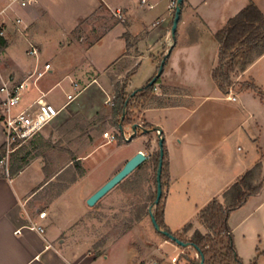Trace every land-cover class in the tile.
<instances>
[{"label":"crops","instance_id":"crops-1","mask_svg":"<svg viewBox=\"0 0 264 264\" xmlns=\"http://www.w3.org/2000/svg\"><path fill=\"white\" fill-rule=\"evenodd\" d=\"M250 2L264 14V0H184L173 39L170 32L176 8L170 6V0H148L153 7L141 0H19L12 5L10 0H0V28L6 29V37L0 39L3 75L14 74L22 80L34 69L51 64V69L24 91L17 110L39 98L60 110L25 143L29 148L23 144L15 151L20 160L14 166H23L19 171H10L7 176L0 168V264H170L158 253L162 247H175L177 242L158 230H154L157 235L152 231L148 235L135 225L95 245L94 237L103 231L98 227L101 219L91 214L96 204L125 181H130L125 195L136 197V180L150 158L94 205L87 203L131 157L138 151L145 152L149 139L150 150L155 151L153 143L159 142V132L169 157L164 222L173 233L188 238L195 230L206 234L208 229L199 219L201 210L214 198L223 201V192L259 160L260 179H264V100L253 90L236 86L254 81L264 90V54L245 71L234 73L236 87L229 93L222 92L213 78L219 58L215 34ZM117 9L124 11V20L117 19L88 45L70 40L91 17ZM8 16L14 20L22 17L28 29L18 30ZM30 42L39 47L37 56L27 55ZM168 52L153 95L133 111L134 124L140 128L143 123L150 131L138 128L134 136V126L126 124L120 130L133 134V140L139 138L136 145L130 146L132 140L109 147L115 143H104L107 138L95 127L103 116L116 125L112 100L117 85L126 83L128 93L144 87L157 74ZM147 59L149 67L138 79ZM74 83L79 84L78 89ZM77 90V97L67 102V95ZM72 120L90 128L82 131L83 127H75L72 136L73 128L68 131L66 127ZM76 139L83 142L72 149L70 145ZM46 140L52 145L61 140L62 145L69 143L66 150L53 147L56 164L46 165L43 156H32ZM4 143L0 122L1 153ZM70 151L77 156L81 175L49 198L56 184L64 183L59 177L69 165L60 164ZM154 191L155 196L157 184ZM152 205L149 214L157 204ZM40 211H46V217L40 218ZM31 219L45 228L44 233L28 227ZM148 219L144 216L140 220ZM188 224L192 227L184 233ZM229 224L243 264H264V187L232 211ZM18 229L20 233H15ZM188 249L193 248L183 246L180 253ZM194 254L198 258L196 250Z\"/></svg>","mask_w":264,"mask_h":264},{"label":"trees","instance_id":"trees-1","mask_svg":"<svg viewBox=\"0 0 264 264\" xmlns=\"http://www.w3.org/2000/svg\"><path fill=\"white\" fill-rule=\"evenodd\" d=\"M215 37L219 42V58L213 70V78L222 92L229 93L235 84L234 73L245 71L250 64L264 54V14L254 2H250L232 17L223 28L218 30ZM159 79L160 77L157 78L156 82ZM156 82L152 85L147 83L144 87L137 89L135 93L126 91V83L117 85L114 109L116 125L119 129H123L126 124L135 125L133 111L144 105L153 95ZM239 85L240 90H253L264 100V90L254 81L242 82ZM123 115L125 116L123 117ZM149 127V129H153V126ZM138 128L139 126H137ZM139 130L144 132L147 127L139 128ZM15 153L11 155L10 161L12 173L23 167L22 165L14 166V163L20 160ZM153 156L157 184V169L161 158L160 148ZM162 158V196L153 211L161 229L168 231L181 241L189 243V246L200 254L199 259L190 257L189 254H182L186 257L188 264H200L201 256L204 257L205 264H243L237 253L229 217L232 211L245 205L250 196L255 195L264 187V179H260L262 161L259 160L223 192V201L214 198L201 210L199 219L207 227L208 232L203 234L201 231L195 230L192 236L188 238L181 233H173L164 222V188L165 181L169 179V157L165 141ZM156 195L152 204H155ZM191 227L192 224L186 225L183 232L189 231ZM164 235L170 238V235ZM252 264H257V262Z\"/></svg>","mask_w":264,"mask_h":264},{"label":"rangeland","instance_id":"rangeland-1","mask_svg":"<svg viewBox=\"0 0 264 264\" xmlns=\"http://www.w3.org/2000/svg\"><path fill=\"white\" fill-rule=\"evenodd\" d=\"M6 17V16H5ZM121 20L123 19L118 18L115 14L114 11H103L101 14H97L93 17H91L89 20L84 22L82 25L79 26L78 30L74 32L73 36L70 38V40L75 41V42H80L82 45H88L90 42L94 41L97 37H99L103 32L106 31L108 27H110L116 20ZM7 20H10L12 23L14 22V18H11L10 16L7 17ZM5 24V23H4ZM15 25V24H14ZM5 26V25H4ZM171 38L174 39L172 35V27H171V32H170ZM83 38V41L81 40ZM47 48H45L46 51ZM150 64V61L144 60L142 64V71L138 75V79H142L143 74L146 72ZM161 64V63H160ZM160 66V65H159ZM136 73V72H135ZM14 75V74H13ZM134 75V74H133ZM160 80L156 82L159 83ZM139 83V81H137ZM149 83V82H148ZM155 84V85H156ZM234 87H240L239 84L233 85ZM232 86V87H233ZM113 102L115 101L114 99L112 100ZM102 122L99 123L95 129L98 131L103 132V135L105 134L106 131L110 132V134H113L116 136V139L113 140L112 142L115 143L113 146L109 147H115L118 145L126 144L127 140L123 137L122 130H120L117 125H115L114 120H106L105 116L102 117ZM77 120H72L69 122V124H66L67 130L71 131L72 129V134L70 135H75L73 131H75V127H83L82 131H84V124H79ZM141 126L145 127L143 123H140ZM90 125H87L85 129H89ZM127 133V132H126ZM129 134V133H128ZM105 137V136H104ZM107 138V137H105ZM139 138H135L133 142L130 144L131 147L135 146L136 143L138 142ZM109 139H105L104 143H108ZM83 140H75L74 142L72 141V145L70 147L72 149L77 148L80 143H82ZM64 142L57 141L55 145H52V143H48V141H44L43 146L39 150H34L33 155L34 157L41 155L43 156L46 165L50 164H56L57 158L56 156V149L60 150H66L67 147L69 146V143H65L62 145ZM71 143V142H70ZM239 146L243 147L244 150L246 149L244 144L242 142L239 143ZM24 147L29 148V144H25ZM54 147V148H53ZM145 151L146 152H151L152 156L150 157V160H148V163L143 164L142 171L138 175V180H136L137 185V191H136V197H127L125 193L129 190L130 186V181H125L124 183H121L118 185L115 189H113L109 194H107L105 197H103L97 204H96V209L92 211V216H98V219H101L100 224L98 225L99 228H102V232H99L98 237H94L97 242L96 246L99 244H104L107 239H109L111 236L112 237H117L121 234H123L125 231L130 229L131 227L136 225V228L140 229H145L146 234L149 235V231L153 232V234H156L154 230H156L151 214H149V211L153 207L152 201H153V196L155 194V188H156V171H155V160L153 154L159 150V142L155 141L153 143V148L155 151L150 150L151 149V141L150 139L145 142ZM60 148V149H59ZM69 148V147H68ZM242 154L244 152H241ZM77 156H75V153L73 151H70L68 153V156L63 157L62 162L60 165H69L67 168L66 173H63L60 175L59 180L61 179L64 181V183H57L56 186L53 188V192L49 196H54L57 194L63 186H65L67 183L71 182L74 178H77L79 175H81V168L78 164ZM134 178V177H133ZM131 178L130 180L133 181L134 179ZM151 188V191L148 189ZM144 216H148L151 219H148L146 222L142 221L141 218ZM153 224V227H152ZM95 226V225H94ZM94 228V227H93ZM154 228V229H153ZM91 230V229H90ZM95 232V230H92ZM92 232V233H93ZM101 233V234H100ZM157 235V234H156ZM184 236V235H183ZM186 237V236H184ZM152 240H155L154 237H151ZM156 241V240H155ZM175 247H162L161 250L159 251L158 255L160 258H163V262H171V258L173 256H178L179 257V263L178 264H188L187 259L185 256L182 254H189L190 257H195L194 250L193 249H188L189 251H182L180 253V250L183 248V246L179 245L176 243L174 245ZM175 248V249H174ZM197 258V257H195ZM200 257L198 256L197 259Z\"/></svg>","mask_w":264,"mask_h":264},{"label":"built area","instance_id":"built-area-1","mask_svg":"<svg viewBox=\"0 0 264 264\" xmlns=\"http://www.w3.org/2000/svg\"><path fill=\"white\" fill-rule=\"evenodd\" d=\"M19 0H10V4L12 5ZM142 3L147 4L150 7H153L152 4L148 3V0H141ZM177 0H170V6L172 8H176ZM5 10H2L3 13ZM114 14L123 19L124 11L122 9H117ZM159 23V22H157ZM15 27L18 30L26 31L29 27V24L25 22V20L18 16L14 20ZM6 37V29L0 28V39ZM39 47L30 42L29 47L26 52L29 56H37L39 54ZM51 69V64L45 63L43 68H36L31 71L24 79L19 80L15 75L9 74L8 76H4L0 69V94H1V104H0V122L4 127L5 132V143L3 147V151L0 155V168L2 172L10 176L11 171V155L23 144L33 139L37 134H39L43 128L48 125L60 112V110H54L45 102L42 101V98L34 100L27 107L17 110V107L23 100L24 91L28 89L29 85L32 82H35L42 78L49 70ZM75 89L79 88L78 83H74ZM79 93L77 90L74 93H69L67 95V102L73 101ZM235 99V97H232ZM140 128L143 126L140 125ZM159 132V131H158ZM123 137L125 140H129L132 135L128 134L125 131H122ZM105 137L109 139V141H113L116 139V136L110 134L109 132H105ZM159 136H161L159 132ZM146 155V159H149L152 156L151 152H144ZM46 211H40L39 217H46ZM28 227L32 230H35L39 233H44L45 228L38 224L34 220H30V224ZM15 233H20V229L16 230ZM178 256H173L171 258L170 264L178 263ZM155 264H164L160 262H156Z\"/></svg>","mask_w":264,"mask_h":264},{"label":"water","instance_id":"water-1","mask_svg":"<svg viewBox=\"0 0 264 264\" xmlns=\"http://www.w3.org/2000/svg\"><path fill=\"white\" fill-rule=\"evenodd\" d=\"M184 0H177V5H176V11H175V16L173 20V25H172V35L175 38L176 33H177V28H178V23L181 17V12H182V5H183ZM169 55V52L166 54V57L161 61V64L159 66L157 74L149 81V85H152L156 82L157 78L160 77L163 73L164 66L166 63V58ZM134 91L133 93H135ZM125 115H123L124 117ZM137 126L138 124L134 125V136L137 133ZM150 130H144V132H148ZM132 136L128 141H132L133 137ZM163 144H164V139L162 136L159 138V148L161 152V158L159 161V166L157 169V195L155 199V204H158L161 196H162V183H161V174H162V168H163ZM146 160V155L143 151H138L133 157H131L124 167L117 172L112 178H110L103 186H101L95 193H93L87 200V203L92 206L94 205L98 200H100L103 196H105L110 190H112L116 185H118L124 178H126L132 171H134L136 168H138L143 162ZM151 218L152 222L156 228V230L161 231L164 234L170 235V238L177 242V244L181 246H189V243H185L181 241L179 238L176 236L170 234L168 231L162 230L159 224L156 221V218L151 211ZM200 256V254H199ZM200 264H205L204 257L201 256Z\"/></svg>","mask_w":264,"mask_h":264}]
</instances>
